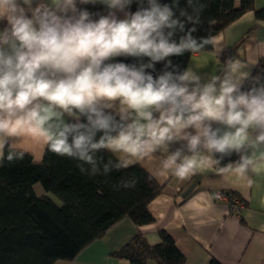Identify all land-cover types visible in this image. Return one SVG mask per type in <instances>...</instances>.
<instances>
[{
  "label": "clouds",
  "instance_id": "clouds-1",
  "mask_svg": "<svg viewBox=\"0 0 264 264\" xmlns=\"http://www.w3.org/2000/svg\"><path fill=\"white\" fill-rule=\"evenodd\" d=\"M98 4L103 12L87 7ZM187 6L180 0H0V148H7L0 161L23 159L16 142L28 134L80 161L81 173L90 176H107L157 150L167 152L165 167L180 179L198 166L197 153L220 159L236 153L235 171L244 174L250 163L244 153L264 147V78L250 77L231 58L222 75L206 81L192 67L174 65L171 57L214 44L193 36L203 8L198 0ZM117 57L139 63L111 62ZM102 151L115 162L98 157ZM135 184L122 180L115 187Z\"/></svg>",
  "mask_w": 264,
  "mask_h": 264
},
{
  "label": "trees",
  "instance_id": "trees-1",
  "mask_svg": "<svg viewBox=\"0 0 264 264\" xmlns=\"http://www.w3.org/2000/svg\"><path fill=\"white\" fill-rule=\"evenodd\" d=\"M160 2L170 3L171 0ZM198 5L203 8L197 31L193 33L198 39H213L249 11L255 12L257 19L264 20V9L256 10L255 0H240L239 6L236 0H198ZM180 6L187 8V0H180ZM87 7L93 12H103L98 5ZM135 10L134 3L132 11ZM180 35L177 34V40ZM212 49L213 44H207L198 51L170 59L183 71L194 54ZM111 62L139 63L133 57H117ZM162 68L163 62L158 63L153 75L159 74ZM6 155L7 148L3 156ZM97 155L105 162L116 160L108 151ZM80 163L59 156L48 147L41 163H36L25 152L23 159L0 161V264L71 262L124 218H129L137 227L153 223L148 205L161 194L162 187L141 166L113 170L107 176H90L81 173ZM131 179L136 180L134 187H115L122 180ZM37 184L50 196H38ZM161 239V244L151 246L142 234H138L114 255L132 264H148L149 261L185 264L186 258L172 237L161 232ZM212 264L218 263L212 261Z\"/></svg>",
  "mask_w": 264,
  "mask_h": 264
},
{
  "label": "crops",
  "instance_id": "crops-1",
  "mask_svg": "<svg viewBox=\"0 0 264 264\" xmlns=\"http://www.w3.org/2000/svg\"><path fill=\"white\" fill-rule=\"evenodd\" d=\"M239 4L240 0H236V6ZM98 6L104 11L102 5ZM255 9H264V0H255ZM213 41L212 51L194 54L187 67H192L204 81L213 73L222 75L228 53L246 66L244 71H249L250 76L264 63V20L257 19L253 11L245 13ZM46 147L39 138L28 134L16 142L17 150L30 154L36 163L43 161ZM176 147L179 145H173V150ZM4 149L0 148L2 156ZM244 154L250 163L247 171L239 174L235 169L240 155L233 153L220 159L219 154L197 153L193 159L198 166L184 179L174 174L173 167H165L167 152L163 150L134 159L129 167L141 166L162 187L161 194L148 205L153 223L137 227L124 218L73 261L59 264H132L114 254L138 234L151 246H157L162 242L161 232L172 237L186 258L185 264H264V147ZM35 191L40 197L50 196L39 184ZM217 192L242 204L240 212L217 200Z\"/></svg>",
  "mask_w": 264,
  "mask_h": 264
},
{
  "label": "built area",
  "instance_id": "built-area-1",
  "mask_svg": "<svg viewBox=\"0 0 264 264\" xmlns=\"http://www.w3.org/2000/svg\"><path fill=\"white\" fill-rule=\"evenodd\" d=\"M231 56H232V54L228 53L225 56V60L232 58ZM255 76H260V77L264 78V63H260L259 66H257L256 70L254 71V73L250 77H255ZM250 86H251V79L249 78L244 83V90H247ZM215 198L221 202L229 203V205L231 204V207H233V209L238 213L240 212V210L243 207V205L240 204L238 201H235V200L232 201L229 195H226L222 192H217L215 194Z\"/></svg>",
  "mask_w": 264,
  "mask_h": 264
},
{
  "label": "rangeland",
  "instance_id": "rangeland-1",
  "mask_svg": "<svg viewBox=\"0 0 264 264\" xmlns=\"http://www.w3.org/2000/svg\"><path fill=\"white\" fill-rule=\"evenodd\" d=\"M53 199L56 201V202H59V200L58 199H56L55 197H53ZM60 203V202H59Z\"/></svg>",
  "mask_w": 264,
  "mask_h": 264
}]
</instances>
